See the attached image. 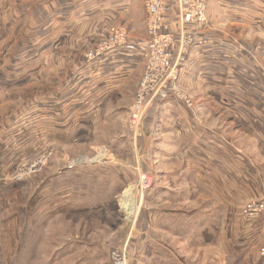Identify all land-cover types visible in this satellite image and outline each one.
Masks as SVG:
<instances>
[{
  "label": "rangeland",
  "instance_id": "obj_1",
  "mask_svg": "<svg viewBox=\"0 0 264 264\" xmlns=\"http://www.w3.org/2000/svg\"><path fill=\"white\" fill-rule=\"evenodd\" d=\"M57 1L61 7L49 8ZM77 2L0 0V264H235L232 254L236 259L238 254L230 244L240 227L257 217L264 221V207L259 206L264 205V127L253 126L258 123L254 113L264 108L257 104L264 98V59L260 57L262 65L255 71L258 88L226 86L218 94L239 103L220 105L211 99L216 93L204 89L200 71L195 72L198 80L189 82L192 74L185 61L200 40L197 35L203 38L217 27L228 37L241 36L247 45V40L259 41L257 56L264 54V36L223 24L218 16L210 22L205 0L203 19L184 27L189 39L183 38L180 56L176 46L168 49L172 61L178 59L176 69L157 72V83L141 87L143 54L136 58L137 69L112 86L95 74L87 78L83 73L82 80L80 72L81 65L104 61L114 50L92 61L85 54L119 28L133 50L145 35L144 0H129L121 15L109 13L112 19L101 10L85 14L82 26L73 21L71 32L60 33L54 15L65 9L71 21ZM27 66L37 68L32 81L24 77ZM16 67L23 69L15 72ZM70 90L81 95L82 104L75 107L84 108L82 120H74L70 112L65 135L58 136L53 123L43 137L40 107L34 105ZM132 115L139 119L136 128ZM188 119L219 134L211 142L223 151L209 154L211 162H221L219 169L196 162L194 145L186 149L191 140L184 134ZM159 122L173 134L170 142L168 135L157 134ZM9 129L17 134L9 135ZM186 162L198 163L202 174L214 171L216 178L239 172L240 197L231 195L234 181L223 187L211 181L199 186L197 173ZM145 175L148 184L141 180L146 181ZM128 188L134 209L129 213L120 204ZM196 218L215 223L210 243L190 236ZM263 252L264 231L243 264L253 256L264 264Z\"/></svg>",
  "mask_w": 264,
  "mask_h": 264
},
{
  "label": "crops",
  "instance_id": "obj_2",
  "mask_svg": "<svg viewBox=\"0 0 264 264\" xmlns=\"http://www.w3.org/2000/svg\"><path fill=\"white\" fill-rule=\"evenodd\" d=\"M78 1L72 10V17L71 21L69 20V12L65 9L59 8L58 12L55 16H57L58 22L57 25L59 27V32L63 34H67L68 32H71V26L73 21L75 23H78L81 25V23L84 21L83 15H94L95 12L101 10L104 12V15L109 16V19H112L110 14H116L121 15V11L125 10L129 6V0H100L99 2H93V0H74ZM98 1V0H97ZM61 1H57V3L51 5L49 8L52 7H61L60 4ZM99 6H97V5ZM71 5H68L67 7H70ZM94 6L100 7L96 8L94 10ZM209 13L208 18L211 22V18H214L218 16L222 19L223 24L228 23L230 25H241L247 27L245 30L246 32H252L256 33L258 35L264 36V0H209ZM110 10V12H109ZM215 11V12H214ZM108 13V14H107ZM110 13V14H109ZM211 17V18H210ZM220 20V19H219ZM92 23V22H91ZM92 25V24H91ZM82 26V25H81ZM253 28V29H252ZM219 30H210L209 32H205L204 37L200 38L196 37V39H200L197 41V43L193 44L192 50L187 53L185 64L190 66V72L191 77L189 75V82L191 84L195 83V81L198 80V78L195 77V72H199L201 74V83L203 86H205V90L207 93L211 95V93L216 94L211 95V99L215 105H220L223 102L227 103H239V100H237L235 97L233 98H226L223 97L219 93L221 89H224L226 86L239 88L240 90H247V89H257L258 88V82L256 83V67L257 64L260 66L262 65L261 59H264V54H258V56L255 54L256 51L258 52V49L256 46L257 42L259 41H251L250 44H246L243 42L244 38L239 37L240 39H237V37L232 36V38L227 35H224L223 33H220L219 27H217ZM255 30V31H252ZM97 31V30H96ZM198 31V30H197ZM196 31V33H197ZM195 33V34H196ZM255 42V43H254ZM79 44L76 43V45ZM229 47V50L227 48ZM130 45L124 48H118V50H115L113 53H111L108 56H105L104 61H100L97 64H91L87 65L84 64L83 59L81 65V78L83 80V73L87 75V78H92L95 75L100 77H105V83L107 85L115 86L123 83L124 78H126V74H130L134 70L137 69L135 64H137L136 58H143V52L141 49L136 48L131 50ZM83 58V57H82ZM108 64V65H107ZM111 64H115L111 66ZM144 65V64H143ZM86 66V67H84ZM24 68L25 76L26 78H29L34 80V70H36V67H29ZM84 67V68H83ZM44 69L47 67L44 66ZM51 68V67H49ZM47 68V69H49ZM18 69H23L16 67L15 72H19ZM196 69V71H195ZM22 71V70H21ZM23 73V72H21ZM95 74V75H94ZM84 75V76H85ZM22 77V76H21ZM99 77V78H100ZM253 77V81L251 80ZM18 78V76H16ZM249 79V80H248ZM232 82V83H231ZM84 83V82H83ZM86 84V83H84ZM12 85V84H11ZM65 90V88H64ZM210 95H208L210 97ZM80 94H77V92L70 90L69 92L64 93H58L56 95H53L51 97L47 98H41L34 106L40 107V113H41V120H42V136L45 137L47 134H49L51 130V125L53 123H57L58 126V136H63L66 134V125L68 117L67 115L71 116L74 115V120H82V115L85 113L84 108H77L76 103L79 102V105L82 103L78 101V98L80 99ZM244 99V98H242ZM251 99V98H250ZM255 100V102H257ZM261 102H257L260 105L264 106V98L260 100ZM242 104V103H241ZM245 104V103H244ZM253 104V103H252ZM255 104V103H254ZM240 111V110H239ZM259 113V114H256ZM253 116H255L256 125L253 124L255 128H258L261 124H263L264 127V108L256 110ZM32 113V112H31ZM33 115V114H32ZM161 120V118H160ZM193 121V120H192ZM188 124L185 122L184 125H186V130L184 132L185 135H188L191 140H188L185 142V147H190L191 145H194L195 148H197V151L194 152L195 155L193 156V159L197 162L206 163L207 169H219L220 163L217 162L216 164L211 162L209 160V154L211 152L216 151L222 152V148H219V145L213 144L211 142L214 141V138H216L218 133H210L209 130H206L204 128H198V126H195L193 122H191L188 119ZM159 126V127H158ZM194 126L195 128H192ZM158 131L157 134L160 135L159 137H165L168 135V139L170 142V135L173 136L172 133H166L169 130L163 126V124L159 122L157 125ZM12 128V127H10ZM166 133V134H165ZM17 134L12 129H9V135ZM181 135V134H180ZM178 135V136H180ZM219 135V134H218ZM197 136V140L193 139V137ZM167 137V136H166ZM218 137V136H217ZM172 142V140H171ZM223 143V141H222ZM39 144V143H37ZM162 151V150H161ZM159 154V153H158ZM163 154V151L162 153ZM219 157V156H218ZM223 159V158H222ZM190 160V159H189ZM237 169H241V164H236ZM197 166H194L191 162H186V168H190V170H193L195 173H197L195 182L201 186V185H208L211 181V183L218 185L225 186V184H231L230 181H234V190L230 191L232 196H235L236 198H239L241 195L240 189L237 187L242 185V183L239 182L237 174L239 172L233 173L231 177H225L223 175L222 177H213L212 175L215 174L214 171H211L209 173H199L198 171L202 169L198 168ZM209 174V175H208ZM235 175V176H234ZM218 179V180H217ZM245 182V181H244ZM201 184V185H200ZM227 193V192H226ZM259 217L253 219L254 222L248 223V225L245 228L239 229V235L236 236L235 242L230 244V246L236 247V252L238 254V257L236 259V256L232 254V256L235 257V264H243L245 260L247 261V257L250 255V249L252 247H255V244L259 240V234H261L264 231V221L261 223ZM196 223L195 225L189 226V234L193 238L201 240V244L210 243L214 240V237H212L214 230L215 223L206 222V220H198L195 219ZM207 223V224H204ZM212 228V229H211ZM216 231V229H215ZM214 231V232H215ZM180 233V232H179ZM181 238H183L181 236ZM191 238V239H193ZM191 241V240H189ZM235 253V252H234ZM254 253V252H253ZM249 260L246 264H257L260 262L259 257H255ZM178 264V263H176Z\"/></svg>",
  "mask_w": 264,
  "mask_h": 264
},
{
  "label": "built area",
  "instance_id": "obj_3",
  "mask_svg": "<svg viewBox=\"0 0 264 264\" xmlns=\"http://www.w3.org/2000/svg\"><path fill=\"white\" fill-rule=\"evenodd\" d=\"M205 5V0H144L145 35L141 40L133 43L134 49L139 48L146 55V66L140 82L141 87L157 83V72L168 71L170 73L171 69L177 68L178 59L175 58L177 61L173 62L172 53L168 49L170 46H176V57L180 56L183 52V38L185 37L186 42L189 39L184 27L194 25V22L203 19ZM175 25H179V29L176 30ZM176 39L178 43H176ZM127 44L128 36L125 30L115 29L107 34L105 39L99 41L94 49H89L85 58L87 61H92L113 50L124 48ZM138 120V116L132 115V128L137 127ZM15 179L18 178L15 177ZM259 206L260 208L264 207L263 204ZM257 210L259 209H254L252 212ZM113 256L117 255L113 254ZM115 264L124 263L117 260Z\"/></svg>",
  "mask_w": 264,
  "mask_h": 264
},
{
  "label": "bare ground",
  "instance_id": "obj_4",
  "mask_svg": "<svg viewBox=\"0 0 264 264\" xmlns=\"http://www.w3.org/2000/svg\"><path fill=\"white\" fill-rule=\"evenodd\" d=\"M141 180H144V182H145V178H141ZM146 181H147V182H150V178L147 177V178H146ZM147 182H146V183H147ZM140 183H142V181H140ZM142 184H144V183H142ZM131 188H132V187H131ZM131 188L126 189V190L124 191V194L122 195V198L120 199V204H121V206H122L126 211H128V213H129L130 211L134 210V209H133V204H131V203H130V200H129V196H130ZM134 191H135V189H134ZM134 198H135V197H134ZM133 202H134V201H133Z\"/></svg>",
  "mask_w": 264,
  "mask_h": 264
}]
</instances>
